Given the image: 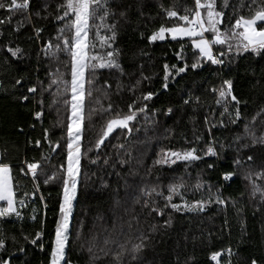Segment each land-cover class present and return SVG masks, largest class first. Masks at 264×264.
<instances>
[{
    "label": "trees",
    "instance_id": "16d2710c",
    "mask_svg": "<svg viewBox=\"0 0 264 264\" xmlns=\"http://www.w3.org/2000/svg\"><path fill=\"white\" fill-rule=\"evenodd\" d=\"M61 2L62 0H51L49 11L55 12V5ZM237 2L238 0H230V3ZM257 2L261 3L264 0H257ZM31 3L29 12H34L36 0H31ZM191 4L192 0H123L118 10L126 9L127 19L119 22L115 46L122 50L120 63L126 75L121 77L119 73L106 69L96 73L97 87L103 85L105 80H108L112 85L110 99L114 107L118 106L127 111V104L134 99L127 86L139 78L141 65L145 75L153 76L151 83L144 82L142 85L140 91L145 92H155L160 88L164 63L182 66L174 56V52L179 50V44L176 41L166 39L149 45L146 37L161 23L165 25L172 23L164 18L162 7L167 9L175 5L174 10L180 11L182 14L183 8L191 6ZM226 11L231 13V8ZM241 14L249 16L251 10L245 8ZM7 15L6 10H0V18ZM21 19H23V14L17 12L14 14L11 24L0 25V161L12 166L15 179H19L21 185L26 186L23 190L31 191V180L21 179L19 175L20 162L25 159L40 160L41 152L45 155L49 154V146L43 143L42 147L37 149L29 141L42 139L45 128L49 129L50 139L53 142L59 140L63 131L57 126V120H65L67 115L62 105L49 107L53 93L56 92V86L54 85L50 90L41 93L40 85L37 82L42 81L44 88H47L52 78L48 73H56L57 68L61 73L67 72L64 65L68 57L61 54L57 60L45 56L41 51L43 42L55 33L56 25L51 22V17L49 20H41L33 16L32 24L25 22L19 31H14L16 21ZM33 25L44 28L39 40L35 38ZM141 33L144 34L143 37H141ZM184 43L186 45L185 56L190 65L193 61V50L189 46L187 38ZM5 44L14 48L19 46L22 53L17 58H12L4 50ZM215 50L220 51L221 49L217 46ZM141 52L145 55H142ZM224 59L223 65L204 63L201 68L196 70L189 68L175 80L170 81L168 91L161 90L158 96L148 102L149 117H151V109L160 110L158 115L152 117L155 123L147 122L146 117L141 115L138 121L133 122L134 130L130 139H125V134L116 130L99 150V153L94 150L89 152L86 158H82L84 177H82L77 199L74 201V210L70 221L71 237L66 249L67 258L71 264H93L90 253L87 251L93 237H95L96 249L94 251H96L104 246L103 241L106 237H119L122 240L129 236L135 238L141 232L150 237L147 241L148 247L143 252L145 264H176L177 257H179L180 264H185L188 257L194 258L192 264H215L209 259L210 253L229 247L233 251L232 264H250L252 258H255L258 264H264V204L259 202V194L255 198H250L251 187L243 175V172L245 173L249 168L253 172L256 170L260 172L264 169V146L256 145L243 149L239 153L241 158L251 155L253 157L251 165L246 164L240 169H235L232 166L239 143H250V141H233L236 134L242 133L243 121L240 122L239 127L230 125L227 128L217 127L212 130V136L218 141H222L226 146L231 145L221 153V156L225 157L224 159L206 157L201 161H194L187 166L186 175H184L185 164L183 162H177L171 166L153 164L157 153L162 148L184 150L196 147L200 150L206 146L210 137L203 123L204 115L213 108H217L219 111L209 89L214 86L219 87L222 80L231 79L233 81L234 94L241 101L242 116L249 122L264 107V52L259 54L244 53L240 56L233 54L231 58L225 57ZM22 76L26 78L24 84L13 88L14 81ZM117 78L125 85L118 94L116 92ZM32 84H37L38 87L35 100L20 101L17 97ZM189 93L194 98H200L199 105L195 103L182 104L183 99L187 98ZM136 95H139V92ZM97 97H100V93L94 92L93 97L89 100L90 106L91 104L96 105ZM41 99L44 101V114L38 121L33 117L32 112L40 110L37 101ZM108 102L101 97V105L107 107ZM57 107H59V117L57 116ZM168 107H172L174 111L171 115L165 116L163 111ZM104 118H109L107 113ZM262 122H264V115L259 116L253 124L257 135L260 131H264ZM97 124L100 127L102 123ZM32 125L35 127H31ZM21 128L22 132L19 131ZM194 132L196 135L203 136V142L195 141ZM148 137H152V140H149L147 147L143 148L145 145L142 143ZM86 140L85 136L84 148ZM138 141L141 145H135ZM118 144L125 145V150H120L119 156L117 149L113 147ZM133 150H140L139 156L143 158L140 170H138V163L133 157L131 162L124 166L117 163L118 159H128L127 152H131L132 156ZM217 150L219 151L218 145ZM198 154L201 153L198 151ZM97 155H99L97 163H90V160L95 159ZM105 157L109 158L108 165L104 164ZM64 162V154L62 150H59L50 156V166H46L45 170L50 174L54 170L53 168L57 169ZM209 163L215 164L216 167L207 169L206 165ZM113 164H116V168L112 167ZM224 171H236L237 175L231 181L225 182L220 178V174ZM116 172L121 175L117 177ZM132 172L134 173L132 174ZM137 174L141 177L140 179H136ZM198 174L202 180L221 187L223 197L235 201V207L231 203L226 206L213 204L201 213H174L172 225L162 228L159 226L163 225L164 220L168 218L167 215L163 217H157L155 214L149 215L148 209L141 206L143 198L141 204L130 207L123 205L124 198H127L125 190L132 176L131 184L133 186L131 189L136 188L139 194V189L143 186L160 185L163 187L173 182V177L181 175H184L185 181L191 188L196 183ZM40 179V193L26 201L27 207L19 209L23 219H17L15 216L0 218V231H3L6 236L16 238L15 244L8 240L7 250L0 251V256H5L8 252H16L12 264H48L49 245L54 235L61 187L59 183L43 185V177ZM103 182H107L108 187H103ZM256 182L261 183L260 180H256ZM242 193L243 197H241ZM40 194L45 197V202L48 205L46 210L39 200ZM184 197L189 202L206 199L207 191L205 189L202 196L201 192H197L193 188L191 191H185ZM153 198L158 201L159 206H163L162 199L155 196ZM174 202H179V197H174ZM33 207L37 209L36 213H33ZM238 208H243L239 215L236 211ZM126 209L127 211H125ZM33 215L36 217L35 220L31 219ZM133 216L136 219H132ZM226 217L227 227L225 226ZM41 221L44 223L43 237L37 245H31L24 237H34L36 231L41 230ZM241 221H243V229ZM80 222H83V228L80 239H77L76 232ZM129 223L131 228H129ZM113 224L123 226L120 230H115ZM152 224L158 226L154 232L150 231ZM209 234H212L210 242ZM39 243L44 244L43 251L40 250ZM20 246L25 248L23 254L17 251ZM111 247L115 248V245ZM96 254L101 258L96 260L95 264H114L110 256L102 257L98 251ZM227 259L228 257L225 255L221 264H225ZM123 264H128L127 257Z\"/></svg>",
    "mask_w": 264,
    "mask_h": 264
},
{
    "label": "snow or ice",
    "instance_id": "6c2138e0",
    "mask_svg": "<svg viewBox=\"0 0 264 264\" xmlns=\"http://www.w3.org/2000/svg\"><path fill=\"white\" fill-rule=\"evenodd\" d=\"M123 0H62L61 3L55 5V12H50L49 8L51 0H36V10L29 12L32 6L31 0H0V10H6L8 15L0 18V25L11 24L14 14L17 12L23 14V19L16 21L14 31H19L24 23L32 24V17L37 19L49 20L56 25L54 35L43 42L41 51L49 58L59 59L61 54L68 57L65 63V68L68 70L61 73L59 68L56 73H48L50 79L47 88H44L43 82L38 81L41 93L48 91L52 86H56V92L53 93L52 102L49 107L62 105L67 113L65 120H57V126L63 131L61 138L55 142L50 139L49 129H43L42 139L38 138L35 141H29L30 144L37 149L42 147L43 143L48 144L49 154L45 155L41 152V159L29 161L27 159L20 162L19 175L21 179L27 178L32 182V190H23L25 185H21L19 179L13 176V168L9 163L0 161V218L15 216L17 219H23L21 208L27 207L26 201L36 197L41 189V177L43 185L52 183H59L61 191L58 201V212L55 219L54 235L50 241V252L48 253V264H71L67 258V246L71 237V217L74 210V201L78 196V190L82 183V158H86L89 152L102 149L105 142L110 138L111 134L116 130H120L125 134V139H130L131 133L134 130L133 122L139 120L141 115L146 117V121L155 123L152 117L158 115V109H151V117L148 116L149 105L154 97L160 94V91H168L169 82L175 80L177 76L185 73L189 68L196 70L201 68L204 63L211 65H223L225 57L231 58L233 54L240 56L244 53L259 54L264 52V2L258 3L257 0H238L237 3H230V0H192L191 6H185L181 14L180 11L174 10L173 7L164 9L162 12L166 20L172 21L170 25L161 23L159 27L153 29L146 40L149 45L158 41H165L170 39L179 44V50L174 52L177 61L181 62L182 66L177 64L164 63L162 65V78L160 88L153 91H140L144 82L151 83L153 76L145 75L143 66H140V76L135 79L134 83L127 86L128 91L134 96L131 103L127 104V111L120 109L118 106L114 107L110 99V92L112 85L108 80H105L103 85L97 87L96 73L99 70H109L119 73V76L126 75L123 66L120 63L122 50L116 47V40L118 37V25L120 20L127 19V10H118L122 5ZM231 8V13L226 10ZM251 10L249 16L241 14L245 9ZM43 13V15H42ZM111 21V22H109ZM33 27L35 38L39 40L44 31L43 27ZM144 36L143 33L140 34ZM187 38L189 46L193 50V61L189 65L185 56V43ZM219 46L220 51H216ZM6 53L10 54L12 58H17L22 53V49L12 47L9 44L3 46ZM142 55L145 53L141 52ZM155 75V74H153ZM70 77V78H66ZM25 77L16 79L13 88L22 86ZM125 87L122 81L117 78L116 92L117 94ZM38 91L37 84H32L26 87L17 98L20 101L35 100V95ZM209 91L214 96V104L217 108L211 109L204 115L203 123L210 139L203 149L198 150L196 147L187 148L184 150L160 149L157 153V158L153 161L154 165H175L177 162L185 164V173L187 174V166L194 161H201L206 157L216 158L218 160L224 159L221 153L226 147L222 141H218L212 136V130L220 127L227 128L230 125L239 127L240 122L243 121V129L241 134H236L233 138L234 142L250 141V143H239L236 149L237 155L232 161V166L235 169H240L246 164L251 165L253 157L251 155L241 158L240 152L243 149L250 148L256 145L264 146V131H260L257 135V130L253 124L259 116L264 115V107L260 109L252 121L246 120L241 113V101L234 94L233 81L231 79H224L221 81L219 87H212ZM100 93L97 97L96 104H100L101 97L108 100L107 107L100 106L101 113H107L108 119L100 126L95 134L94 142L86 150L82 146L83 136V121H84V107L86 98H92L93 93ZM139 92V95L136 93ZM200 104L199 97H193L190 93L187 98L182 101L183 105ZM246 105V102H244ZM43 99L37 101L38 111H33L32 115L36 120H41L44 114ZM139 105V106H138ZM97 109H92L89 115L94 113ZM174 109L168 107L164 109L163 114L169 116ZM218 111V115H217ZM57 116L59 117V107H57ZM194 119V118H193ZM215 121V123H213ZM264 123V122H262ZM31 127H35L32 125ZM137 131L139 129H136ZM23 131V129H19ZM170 131V130H169ZM194 139L196 142H203L202 135H196L194 132ZM217 145L219 151L217 150ZM117 149L119 156L120 150H125L124 144L113 145ZM62 150L65 162L60 164L56 171L51 174L45 170L46 166H50V156ZM198 151L201 154H198ZM128 159H118L117 163L120 166L129 164L132 160L131 152L126 153ZM99 159V155L95 159H91L90 163L95 164ZM104 164H109V158H104ZM116 168V164L112 165ZM207 169H213L215 164L209 163L206 165ZM111 174V173H110ZM117 177L121 174L115 173ZM184 175L173 177V182L161 187L160 185L143 186L139 189V194L133 199L134 204H141L142 208L148 209V214H155L157 217L167 215L163 225L159 227L167 228L172 225L173 214L179 212L186 213H201L206 208L215 204L217 206H226L229 203L235 207V201L231 198H224L221 187L214 186L201 179L197 175L196 183L189 187L184 179ZM237 175L236 171H224L220 174V178L225 181H231ZM255 177V179H254ZM86 179V177H85ZM245 179L249 182L251 187L250 198H255L259 194V202L264 204V185L258 184L257 179L264 180V169L260 172H253L249 168L245 172ZM103 187H108L107 182H103ZM195 189L201 192L202 196L204 190L207 191V198L199 200L187 201L184 197L185 191ZM215 188V190H213ZM165 190L167 194L165 195ZM159 197L163 200V206H159L158 201L153 197ZM174 197H179V202H174ZM243 197V193L241 194ZM39 200L46 210L48 205L45 202V197L40 194ZM34 202V201H33ZM258 210V209H257ZM37 209L33 207V213ZM127 211V209L125 210ZM237 214H241L243 208H238ZM31 219L35 220L33 215ZM132 219H136L135 216ZM228 220L225 218V226L227 227ZM44 223L41 221V230L36 231L35 236L24 239L31 245H37L43 237ZM157 225L152 224L150 231H156ZM83 222H80L77 228L76 238L80 239ZM115 228V224L113 225ZM129 228L131 224L129 223ZM241 228L243 229V221H241ZM209 234V242L211 240ZM187 238V237H185ZM150 239L148 235L140 233L135 238L129 236L123 238L106 237L103 241V247L96 251L95 237L89 243L87 251L90 253V259L95 264V261L100 259L97 251L102 254V257H111L114 264H123L125 257L128 258V264H145L143 257L144 250L148 247L147 241ZM8 240L14 244L16 238L9 237L3 231H0V251L7 250ZM115 245V248L111 247ZM44 244L39 243L41 251L44 250ZM81 247H83L81 245ZM17 251L21 254L25 252L23 246L18 247ZM227 255L228 259L225 264H232L233 251L231 247L212 251L210 253V261L215 264H221L223 257ZM16 257V252H8L5 256H0V264H12L13 258ZM193 257H188L185 264H192ZM176 264H180L179 257L176 258ZM250 264H258L255 258H252Z\"/></svg>",
    "mask_w": 264,
    "mask_h": 264
},
{
    "label": "rangeland",
    "instance_id": "374dc122",
    "mask_svg": "<svg viewBox=\"0 0 264 264\" xmlns=\"http://www.w3.org/2000/svg\"><path fill=\"white\" fill-rule=\"evenodd\" d=\"M91 98H86V100H85V107H84V121H83V136H82V146H83V144H84V138H85V136H86V141H85V143H86V149L88 148V146L90 145L91 146V143L92 142H94V139L96 138L95 137V134H96V132L99 130V126H98V124L97 123H104V121L106 120V119H108V118H104L105 116H106V113H101L100 111H99V108H100V106H101V103L99 104V105H92L91 104V106H90V104H89V100H90ZM97 109L94 113H92L91 114V118H89V115H88V113H90L91 112V110L92 109ZM101 124V125H102ZM155 135V134H154ZM87 136H88V138H87ZM93 138V139H92ZM152 137H148V138H146V139H144V141H143V143L142 144H144L145 146H143V148H146L147 147V143H148V141L149 140H152L151 139ZM154 139H155V137H154ZM140 141H138L135 145H141L140 143H139ZM85 146V145H84ZM84 146H83V149H85L84 148ZM89 146V147H90ZM139 152H140V150H133V152H132V157L133 158H135V161L138 163V170H140V168L142 167V161H143V158L141 157V156H139ZM54 170H52V172L53 171H56V168H53ZM255 172H259L258 170H256ZM134 172H132V174H133ZM51 174V173H50ZM135 175V174H134ZM243 175H245V173L243 172ZM141 177L140 176H138V174H137V177H136V179H140ZM254 179H255V177H254ZM257 180H260L261 181V183H259L258 182V184H261V185H264V181L263 180H261V179H257ZM133 181V176H132V179L130 180V182L128 183V187H127V189L125 190L126 191V193H125V196L127 197L126 199L124 198V200H125V202H124V207H130V206H133V205H135L134 203H133V199H134V197L136 196V195H138V191H136V188H134V189H131V187L133 186L132 184H131V182ZM127 183V182H126ZM130 184H131V186H130ZM117 222V221H116ZM116 222H115V224H116ZM114 225V224H113ZM122 226L123 225H118V226H116L115 225V228H113V229H115V230H120V228H122Z\"/></svg>",
    "mask_w": 264,
    "mask_h": 264
},
{
    "label": "crops",
    "instance_id": "0c3cea01",
    "mask_svg": "<svg viewBox=\"0 0 264 264\" xmlns=\"http://www.w3.org/2000/svg\"><path fill=\"white\" fill-rule=\"evenodd\" d=\"M0 203H2V202H0Z\"/></svg>",
    "mask_w": 264,
    "mask_h": 264
}]
</instances>
